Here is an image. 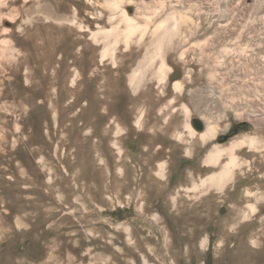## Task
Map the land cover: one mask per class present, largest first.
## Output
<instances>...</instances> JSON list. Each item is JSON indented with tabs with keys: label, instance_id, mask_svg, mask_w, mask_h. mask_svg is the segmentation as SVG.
I'll return each mask as SVG.
<instances>
[{
	"label": "rangeland",
	"instance_id": "obj_1",
	"mask_svg": "<svg viewBox=\"0 0 264 264\" xmlns=\"http://www.w3.org/2000/svg\"><path fill=\"white\" fill-rule=\"evenodd\" d=\"M92 2L10 0L3 8L4 17L19 14L11 31L23 24V34L16 35L19 48L33 50L39 69L32 76V103L20 108L25 134L17 146L12 135L9 146H0V264H264V201L247 198L248 192L264 193V0H121L139 26L149 27L143 45L132 42L128 48L121 32L109 36L113 28L124 27L120 11L105 0ZM42 14L51 21L30 29V18ZM181 18L179 36L188 40L179 50L166 46L168 41L162 44L172 73L165 96L158 97L156 87L144 85L160 66L154 30ZM172 37L177 42L178 36ZM106 38L117 66L102 57ZM124 64L126 75L146 71L137 95L127 81L122 88L116 82ZM73 68L84 75L77 103L70 84ZM16 81L18 88L26 87L24 70ZM176 82L182 85L179 92ZM140 109L146 111L143 131L135 125ZM78 110L81 120L72 119ZM114 118L125 128L119 136L110 124ZM205 121L217 127L215 136L206 142L191 139L186 125L201 133ZM243 122L253 129L218 143ZM10 130L15 133L13 124ZM177 134L185 140L178 141ZM116 138L124 159L110 146ZM234 141L244 143L235 151L243 166L234 181L224 193L210 187L194 200L185 188L221 170L204 164L208 154ZM151 142L150 156L163 152L149 163L144 153ZM41 156L48 173L38 163ZM220 160L224 165L229 158ZM164 161L168 177L162 180L155 171ZM118 167L125 169V178ZM179 188L174 206L171 197ZM249 204L256 205L253 213Z\"/></svg>",
	"mask_w": 264,
	"mask_h": 264
},
{
	"label": "bare ground",
	"instance_id": "obj_2",
	"mask_svg": "<svg viewBox=\"0 0 264 264\" xmlns=\"http://www.w3.org/2000/svg\"><path fill=\"white\" fill-rule=\"evenodd\" d=\"M9 2H10V0H0V124H2L0 127V146L1 147L2 146H9L8 142H9V138L11 135L14 137V141H13L12 146H17L16 143L19 142L18 138L21 136V134H25V132H24L25 131L24 130L25 129L24 128L25 122H23V119L21 118L22 115H21V109L20 108L28 107V106H30L29 104L32 103L31 98L34 97V94H33L34 91L31 87L32 76L35 73H37V70L39 69L36 66H34V63L36 62V60L34 58L33 50H32V52L31 51L28 52L27 47L23 48V49L19 48L16 35H18V32H19V34H23V30H24L23 24H19L17 26L18 32L17 31L14 32L13 30L11 31V29L15 26L16 23H18V20H19V14L17 13V11H13V9H12L13 12H11V13L8 12L9 14L7 13V16L4 17V15H2L3 8H5V6H9V5H7ZM88 3L93 5L92 0H88ZM105 3H106V0H105ZM106 5L109 8H111L112 10H117V11L119 10L120 11V15H119L120 23L124 24V27L118 26V27L113 28V33L109 34V36L113 35L116 37L117 33L121 32L122 33L121 41L126 45V48L130 47L132 42H135L137 45H143V40H144V37L146 36V34L148 32L149 27L147 25L142 26V27L139 26L135 22L133 17H131L130 14L127 12L128 9H126V10L122 9L121 0L120 1L119 0H110L106 3ZM14 9L16 10V8H14ZM4 10H7V9H4ZM17 10H18V8H17ZM18 11H20V10H18ZM98 18H100V15L98 16ZM50 21H51V18L47 14H42L41 17L38 19H35L34 17L30 18L28 27L30 29L32 28V29L36 30L37 26L39 24H41V22L49 23ZM66 21L70 22L73 26L75 25L81 31L82 30H88L87 27H85L83 24L78 23L75 19H72V20L68 19ZM171 21H172V19L170 20V22ZM181 22H182V18L178 21H174V23L172 25L170 23L166 24V25L159 24L158 26H156V28L154 30V36H156L155 41H157V44H158V51H159L158 57L160 58V66L158 69V73L156 74V77L153 75L154 77H152L151 80L146 83L145 82L146 78H147L146 77L147 74L145 73L146 71L142 72L140 70V72L137 74L136 71L134 70V71H131V73L129 75H126L127 68L124 64L115 73L116 82L120 85V87H121V85H123L124 81H127V84L129 85V88L131 89L133 94L137 95L140 92L144 82H145L144 85L151 83L154 87H156V92L158 93V95H157L158 97L165 96L168 78L170 77V74L172 73V69L170 67L166 66L167 64L165 62V58L162 57L160 49L162 47V44L166 41H168V44L166 46H168L170 48L174 47L175 50H179V47L182 45V43L187 42L188 39H185L184 38L185 36H179V30L178 29H179ZM43 27H47V25L44 24ZM28 31H30V30H28ZM91 35L95 36V33L91 32ZM173 35L178 36L177 42H174V39H172ZM93 36H92V39H94V41H95V38H93ZM26 37L28 38V36H26ZM40 39H41V37H40ZM106 42H107L106 43L107 46L103 50L104 52L102 53V57L109 56L113 65L117 66L118 61H117L116 55L114 54V47H113V45H111V43L108 42L107 38H106ZM25 49H26V51H25ZM171 50H173V49H171ZM183 56H184V53L182 51L181 58ZM145 67H146V64H145ZM21 70H24V80H25V83L27 84L26 87L22 88V89L18 88V86L16 85V84H18V83H16L17 82L16 80H17V77L20 74ZM72 71H73V73L71 75L70 84L73 87V90L75 91V97L73 99V102H76L83 95V94L81 95V93L83 92L82 90L84 89V87H83L84 75L81 74V72L78 71L77 68H73ZM55 77L57 78V74L55 75ZM155 80H157L156 83H154ZM181 86H182L181 82H176L174 84V88L178 92L182 88ZM18 89L20 90V92ZM8 90H10L9 93H7ZM40 90L38 92L39 94L41 93ZM23 93H27L28 95H26V97L22 98L21 94L23 95ZM43 95H44V93H43ZM30 100H31V102H30ZM16 102H18V103H16ZM88 103H89V101H88ZM40 107H42V106H40ZM73 107H75V106H73ZM54 109H55V107L53 108V110ZM80 111L81 110H78L76 113H74L71 118L81 120V116H83L84 114L81 115ZM145 112L142 109H140V111L138 112V114L136 115V118H135V125L139 131L144 130ZM188 114H190V113L187 110V108L185 107V115H188ZM107 115H108V113H107ZM10 117H11V119H10ZM53 119H54L55 125H57L58 113L55 110H54V114H53ZM88 120L89 119L85 118L83 122L86 123ZM74 123H75V121H74ZM11 124H13V126L15 128V133H12V131L10 130ZM110 124L116 129V135L117 136H119L123 131H125V128L122 126V124L116 118L111 120ZM203 124H204V126L205 125L206 126H205L204 131L201 133H199L198 129L193 128L190 124L186 125V130H188V135L191 139H196V140H201L202 142H206L208 139L213 138L215 136V134L217 132V127H215L211 123H206V121ZM93 126H94V129L96 130L97 119H95L93 121ZM99 130H100V128H99ZM105 130H106V128H105ZM92 133H93V128H90L89 130L86 131V134H88V135H91ZM104 133H105V131H104ZM175 137L178 141H184L185 140L182 136H180L178 134L175 135ZM118 139L119 138H116L113 142H111L110 146H112V148L117 150V152L119 153L120 159H124V157H123L124 156V149L122 147L120 140H118ZM100 141L99 140L96 141L97 145H101ZM103 141H105V140H103ZM152 143L153 142L150 143L151 146H148V148H146V152L144 153V156H148L149 158L152 157V159H153V157L157 158L159 155H161V153L163 152L162 151L163 148L160 150L157 149L155 151L156 153H154L153 156H150V154H152L151 150H152V147L154 145ZM243 144H244L243 142L234 141L229 147H226V148L222 147V146L221 147L220 146H214V148L211 150V152L208 154L206 160L204 161V164L207 166L212 165L215 168L220 167L221 170L219 172H215L211 175L208 174L204 178L202 176H199L201 183L200 184L194 183L191 188H185L186 193L192 192L193 193L192 198L194 200H198L202 195H207L210 187L215 188L218 191V193H220V194L224 193L225 187L234 181L236 170L241 169V167L243 166V163L239 161V158L235 152L236 148L243 146ZM42 146H45V145H42ZM187 152H190V149H188ZM223 156H228L229 161L226 164L221 165L220 159ZM100 161L103 162V164H105L106 170L108 172H110L109 171L110 165L108 164L107 160L100 158ZM150 161H151V158L147 162L151 163ZM38 163L42 167L44 172H46V173L49 172L47 165L44 164V157L43 156L40 157V160ZM152 168H150V169H152ZM167 169H168V162L167 161L159 163L158 168L155 171L156 176H158L162 180L167 179V177H168V170ZM117 172L119 174H121L122 178H125L126 171L124 168L118 167ZM143 177H144V175H143ZM143 177H142V181H144ZM145 177H146V175H145ZM155 181H157V179ZM162 182H164V181H162ZM181 191L182 190L180 188L177 189L175 191L176 194L175 195L173 194V197H171V200H172L174 206L178 205V198L182 194ZM187 196L190 197L189 194H187ZM247 198L254 200L255 203L257 204L259 202L264 201V193L259 192V193L253 194V193L248 192ZM248 207L250 208L252 213L256 209V205H254V204H249ZM126 231L128 232L129 237H130L132 234L131 229L127 227ZM253 241L256 244L259 243L258 240H253Z\"/></svg>",
	"mask_w": 264,
	"mask_h": 264
},
{
	"label": "water",
	"instance_id": "obj_3",
	"mask_svg": "<svg viewBox=\"0 0 264 264\" xmlns=\"http://www.w3.org/2000/svg\"><path fill=\"white\" fill-rule=\"evenodd\" d=\"M197 127H201L199 124L197 125ZM253 129V126L248 123V122H243L238 124V126H234V128L232 130H230L226 135H222L218 138V143H224L226 141H228L231 137L235 136L236 134H238L241 130L243 131H251Z\"/></svg>",
	"mask_w": 264,
	"mask_h": 264
},
{
	"label": "trees",
	"instance_id": "obj_4",
	"mask_svg": "<svg viewBox=\"0 0 264 264\" xmlns=\"http://www.w3.org/2000/svg\"><path fill=\"white\" fill-rule=\"evenodd\" d=\"M208 264H211V262H210V261H208Z\"/></svg>",
	"mask_w": 264,
	"mask_h": 264
}]
</instances>
